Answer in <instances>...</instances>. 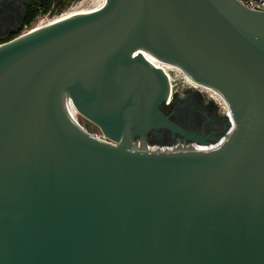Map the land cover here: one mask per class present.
Here are the masks:
<instances>
[{
    "label": "water",
    "instance_id": "95a60500",
    "mask_svg": "<svg viewBox=\"0 0 264 264\" xmlns=\"http://www.w3.org/2000/svg\"><path fill=\"white\" fill-rule=\"evenodd\" d=\"M198 81L242 115L221 146L164 110ZM0 264H264V11L104 0L0 44Z\"/></svg>",
    "mask_w": 264,
    "mask_h": 264
},
{
    "label": "flooded vegetation",
    "instance_id": "af4514ba",
    "mask_svg": "<svg viewBox=\"0 0 264 264\" xmlns=\"http://www.w3.org/2000/svg\"><path fill=\"white\" fill-rule=\"evenodd\" d=\"M39 0H0V44L20 35L29 25L30 14L36 11ZM42 14H37L34 21ZM165 112L182 126L208 136L206 143L221 146L234 136L236 126L230 116L226 115L213 101L186 92L182 97L176 94L173 104L165 107ZM138 146H146L152 150L154 146L175 147L178 145L205 147L206 143L186 139L181 135L173 136L167 129H153L136 141ZM196 156L188 153L187 157Z\"/></svg>",
    "mask_w": 264,
    "mask_h": 264
},
{
    "label": "bare ground",
    "instance_id": "6f19581e",
    "mask_svg": "<svg viewBox=\"0 0 264 264\" xmlns=\"http://www.w3.org/2000/svg\"><path fill=\"white\" fill-rule=\"evenodd\" d=\"M102 3V1H101ZM100 3V4H101ZM99 4V5H100ZM97 6L87 8V7H74L69 10L64 11L63 13L57 14L53 17H45L43 18L36 26V24L30 29L29 33L36 32L42 29H45L46 27L61 21L62 19L72 17L75 15L87 13L93 11ZM36 26V27H35ZM196 89H200L202 92H205L207 94V97L209 100L215 102L221 107V111H223L226 114H232L237 115L242 118V115L235 105L221 90H219L217 87L213 85H209L206 83H202L200 81L196 82L195 84ZM189 153H195L194 151H191Z\"/></svg>",
    "mask_w": 264,
    "mask_h": 264
},
{
    "label": "rangeland",
    "instance_id": "374dc122",
    "mask_svg": "<svg viewBox=\"0 0 264 264\" xmlns=\"http://www.w3.org/2000/svg\"><path fill=\"white\" fill-rule=\"evenodd\" d=\"M101 1L103 2L104 0H56L54 1L52 5L51 12H48L47 14H42L41 18L36 21L37 22L36 26L45 17H53L57 14L63 13L66 10H69L74 7H79V6L91 8V7L99 5ZM202 93L204 94L206 100L209 99L205 92H202ZM218 107L221 109L219 105Z\"/></svg>",
    "mask_w": 264,
    "mask_h": 264
},
{
    "label": "trees",
    "instance_id": "16d2710c",
    "mask_svg": "<svg viewBox=\"0 0 264 264\" xmlns=\"http://www.w3.org/2000/svg\"><path fill=\"white\" fill-rule=\"evenodd\" d=\"M40 2L37 4L36 11L32 12L27 20V23L29 25L34 22V19L37 14H47L48 12H51L52 5L54 1L56 0H39Z\"/></svg>",
    "mask_w": 264,
    "mask_h": 264
},
{
    "label": "built area",
    "instance_id": "2783aa9c",
    "mask_svg": "<svg viewBox=\"0 0 264 264\" xmlns=\"http://www.w3.org/2000/svg\"><path fill=\"white\" fill-rule=\"evenodd\" d=\"M238 1L248 8L264 11V0H238ZM36 21L32 22L31 25H28L20 35H24L28 33L30 29L37 23Z\"/></svg>",
    "mask_w": 264,
    "mask_h": 264
}]
</instances>
